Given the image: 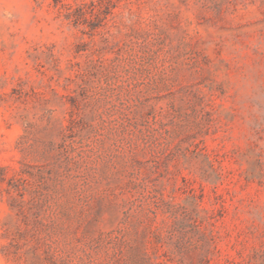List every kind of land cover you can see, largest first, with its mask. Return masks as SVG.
Segmentation results:
<instances>
[{"label": "rangeland", "instance_id": "1", "mask_svg": "<svg viewBox=\"0 0 264 264\" xmlns=\"http://www.w3.org/2000/svg\"><path fill=\"white\" fill-rule=\"evenodd\" d=\"M0 264H264V0H0Z\"/></svg>", "mask_w": 264, "mask_h": 264}]
</instances>
